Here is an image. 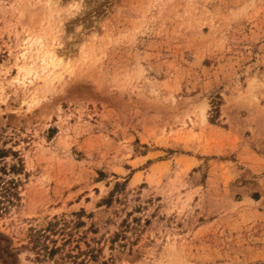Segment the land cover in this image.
Masks as SVG:
<instances>
[{
  "label": "rangeland",
  "instance_id": "rangeland-1",
  "mask_svg": "<svg viewBox=\"0 0 264 264\" xmlns=\"http://www.w3.org/2000/svg\"><path fill=\"white\" fill-rule=\"evenodd\" d=\"M0 264H264V0H0Z\"/></svg>",
  "mask_w": 264,
  "mask_h": 264
},
{
  "label": "trees",
  "instance_id": "trees-1",
  "mask_svg": "<svg viewBox=\"0 0 264 264\" xmlns=\"http://www.w3.org/2000/svg\"><path fill=\"white\" fill-rule=\"evenodd\" d=\"M114 191V189H113ZM52 225V224H49V226ZM54 251V248H49L48 251L46 252L48 255L52 254Z\"/></svg>",
  "mask_w": 264,
  "mask_h": 264
}]
</instances>
